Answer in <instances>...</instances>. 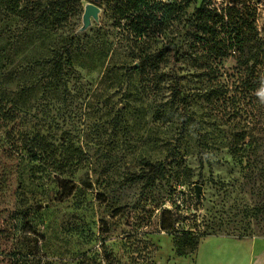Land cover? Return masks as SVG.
<instances>
[{"label":"rangeland","instance_id":"rangeland-1","mask_svg":"<svg viewBox=\"0 0 264 264\" xmlns=\"http://www.w3.org/2000/svg\"><path fill=\"white\" fill-rule=\"evenodd\" d=\"M85 1L0 0V264H153L181 232L191 264H264V0L235 2L244 49L210 78L187 44L131 69L104 0L76 33Z\"/></svg>","mask_w":264,"mask_h":264},{"label":"trees","instance_id":"trees-1","mask_svg":"<svg viewBox=\"0 0 264 264\" xmlns=\"http://www.w3.org/2000/svg\"><path fill=\"white\" fill-rule=\"evenodd\" d=\"M192 1L104 0L106 10L111 13L113 27L124 32L123 38L126 39V43L143 47L138 51V60L131 69L138 70L146 62L154 61L149 58H161L165 54L166 43L174 45L175 52L187 44L188 57L195 61L199 60L200 68L206 77L210 78L211 75L215 76L212 74L213 71L218 69V65L225 58L243 52L245 36L241 30L242 16L237 12L233 13L235 2L239 0H231L233 5L220 8L211 6L209 1H204L199 7L188 11ZM178 37L180 38L176 41ZM150 42H161V45L157 51H148ZM68 50L69 43L56 50L57 57L53 62L55 69L61 67L63 52ZM174 89H177V85ZM182 99L188 103L186 97ZM0 115L9 116L2 105H0ZM142 163L146 166H154L157 170H161L164 165L163 162L152 164L147 159H143ZM124 179L131 181L144 179L146 184L151 182V176L145 169L130 172L124 176ZM175 220H171V225ZM196 240L190 232H181L175 236V253L179 256L188 255L197 249L199 243Z\"/></svg>","mask_w":264,"mask_h":264},{"label":"water","instance_id":"water-1","mask_svg":"<svg viewBox=\"0 0 264 264\" xmlns=\"http://www.w3.org/2000/svg\"><path fill=\"white\" fill-rule=\"evenodd\" d=\"M99 0L85 1L83 3V12L81 15V24L78 26L76 33L85 31L88 27H91L94 22H99L100 13L102 7L98 5ZM200 185L195 184V194L198 197L200 194Z\"/></svg>","mask_w":264,"mask_h":264},{"label":"crops","instance_id":"crops-1","mask_svg":"<svg viewBox=\"0 0 264 264\" xmlns=\"http://www.w3.org/2000/svg\"><path fill=\"white\" fill-rule=\"evenodd\" d=\"M196 255L194 258H191L189 255L179 256L175 254V257L168 261H156L153 264H191V262H196ZM247 262H254L253 255L249 253V257L247 258ZM195 264V263H194Z\"/></svg>","mask_w":264,"mask_h":264}]
</instances>
